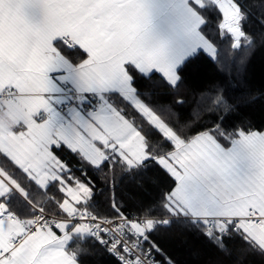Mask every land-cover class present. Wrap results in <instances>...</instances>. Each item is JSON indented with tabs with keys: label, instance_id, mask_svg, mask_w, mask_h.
<instances>
[{
	"label": "snow or ice",
	"instance_id": "1",
	"mask_svg": "<svg viewBox=\"0 0 264 264\" xmlns=\"http://www.w3.org/2000/svg\"><path fill=\"white\" fill-rule=\"evenodd\" d=\"M249 19L245 0H0V264H82L88 241L116 264H173L154 238L173 222L226 254L239 240L264 257V131L223 117L181 124L141 90L177 88L200 54L221 63L245 49L242 72L256 42ZM235 108L215 89L192 114ZM152 164L174 183L129 210L115 170ZM92 172L113 176L106 212Z\"/></svg>",
	"mask_w": 264,
	"mask_h": 264
},
{
	"label": "trees",
	"instance_id": "2",
	"mask_svg": "<svg viewBox=\"0 0 264 264\" xmlns=\"http://www.w3.org/2000/svg\"><path fill=\"white\" fill-rule=\"evenodd\" d=\"M250 19L246 25L249 33L255 34V47L249 54L246 67L241 72L239 57L245 54V49L235 54V59L228 55L221 56V63L214 62L207 55L200 54L189 62L181 71V82L175 89L163 85L159 81L141 82V90L152 93L151 100L156 104L170 105L177 115L172 119L181 124L192 121L196 126L212 125L223 117L224 122L231 126L251 127L264 131V24L259 21L264 18V0H245ZM229 42L221 44V51L226 52ZM223 65V66H222ZM223 89L224 94L236 104L234 111L227 114L220 111H200L199 116H193V109L202 94L209 90ZM249 93H255L256 99H248ZM177 100H183L177 104ZM69 162L77 177H82L77 160L66 151L58 153ZM116 195L129 207V210L141 202L155 199L159 193L174 182L155 164L146 171L136 175L122 174L115 170ZM97 191L105 189L103 195L96 196V206L101 212L108 210V189L112 186L113 176L107 180L103 173L92 172ZM50 196L60 198L56 188H52ZM48 207H51L48 205ZM49 214L52 215L51 212ZM154 238L171 258L173 264H264V257L246 250L239 240L228 241L230 253L219 251L205 236L195 228L183 223L173 222L161 227L154 233ZM85 247L91 248L90 255L82 257V264H116L100 245L88 241Z\"/></svg>",
	"mask_w": 264,
	"mask_h": 264
},
{
	"label": "built area",
	"instance_id": "3",
	"mask_svg": "<svg viewBox=\"0 0 264 264\" xmlns=\"http://www.w3.org/2000/svg\"><path fill=\"white\" fill-rule=\"evenodd\" d=\"M51 216V214H49ZM56 219H60L61 217H55Z\"/></svg>",
	"mask_w": 264,
	"mask_h": 264
},
{
	"label": "crops",
	"instance_id": "4",
	"mask_svg": "<svg viewBox=\"0 0 264 264\" xmlns=\"http://www.w3.org/2000/svg\"><path fill=\"white\" fill-rule=\"evenodd\" d=\"M73 187H74V185H73Z\"/></svg>",
	"mask_w": 264,
	"mask_h": 264
}]
</instances>
